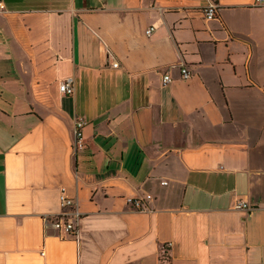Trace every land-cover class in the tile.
<instances>
[{
  "label": "crops",
  "instance_id": "obj_1",
  "mask_svg": "<svg viewBox=\"0 0 264 264\" xmlns=\"http://www.w3.org/2000/svg\"><path fill=\"white\" fill-rule=\"evenodd\" d=\"M0 1V264L264 262V0Z\"/></svg>",
  "mask_w": 264,
  "mask_h": 264
},
{
  "label": "built area",
  "instance_id": "obj_2",
  "mask_svg": "<svg viewBox=\"0 0 264 264\" xmlns=\"http://www.w3.org/2000/svg\"><path fill=\"white\" fill-rule=\"evenodd\" d=\"M216 1L217 0H210L208 5H206L203 8V13L207 19H210V18H213L216 16V14H217V3H216ZM257 1H259V0H257ZM3 7H4V5L0 1V10ZM152 30H153V26H149L148 28L145 29V33L150 34L152 32ZM112 66H118V62L113 61ZM180 71H181V76L183 78L189 77L190 73L186 69V67H182L180 69ZM170 80H171L170 75L165 73L162 77V82L167 83ZM59 89L64 94H68V95L73 94V92H74L73 78L69 76V77L62 79L59 83ZM83 123H84V121L82 119H77L75 121V130H74L75 131V141H74L75 146H81L82 145L81 127H82ZM59 199H60L61 207L65 210L60 212V214L54 216L52 218V223L57 227H61L67 233L75 234V232L77 230L75 220L79 217V213L74 208L75 201L72 197L68 196L65 193L64 188H61ZM129 202L131 203V205H133L136 208H139L141 206V199L133 198V199H129ZM237 206L238 207H247V204L243 201H240L237 204ZM258 264H264V262H261Z\"/></svg>",
  "mask_w": 264,
  "mask_h": 264
}]
</instances>
